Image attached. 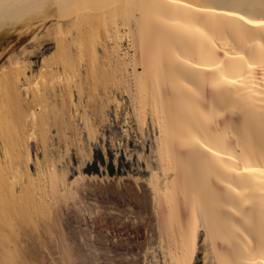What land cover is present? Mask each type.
Here are the masks:
<instances>
[{
  "label": "bare ground",
  "instance_id": "1",
  "mask_svg": "<svg viewBox=\"0 0 264 264\" xmlns=\"http://www.w3.org/2000/svg\"><path fill=\"white\" fill-rule=\"evenodd\" d=\"M43 1L0 0V25L46 9ZM64 3L71 15L56 16L53 37L63 70L50 71L69 69L68 86L78 101L91 96L94 114L104 108L96 80L102 92L119 84L137 114L149 110L163 174L149 182L74 176L70 146L85 151L90 113L79 126L67 84L29 88L18 57L17 70L2 64L0 264H190L199 230L207 264H264V0ZM106 16L130 38V57L100 31ZM85 193L99 196L101 210L81 213Z\"/></svg>",
  "mask_w": 264,
  "mask_h": 264
},
{
  "label": "rangeland",
  "instance_id": "2",
  "mask_svg": "<svg viewBox=\"0 0 264 264\" xmlns=\"http://www.w3.org/2000/svg\"><path fill=\"white\" fill-rule=\"evenodd\" d=\"M53 2H56V0H47V2L43 1L44 6H47L46 9L38 11L34 14H27L19 19H13L11 21L4 22L3 24L0 25V31L1 29L4 30V33L2 35L0 33V68L1 66H3L2 64L4 63H5L4 64L5 66L7 64L6 68L7 69L10 68V70L14 69L13 68L14 65L17 67L19 66V68L20 67L23 68L24 66L25 68L23 69L25 71L27 69L28 73L27 71L25 73V71L21 68L20 70H22L24 74H27V75L31 74V76H29L30 80L28 81L29 88H34V89L38 87L41 88L43 84H47V83L50 84L51 86L59 87V84L64 83V85H66L67 82L70 80V76L67 75V73H69V69L68 70L64 69L63 72L61 71L51 72L50 71V70H53L52 69L53 66L55 70H60V69L63 70L60 67L56 68V65L59 64L58 62L56 63L58 56L57 57L54 56V53H53L55 50V46H54L55 44L53 41L54 40L53 37L55 36V32H56V28H55L56 26L54 27V23L56 22L55 21L56 16L61 15L62 20H64L65 22L71 15L69 14L70 13L69 9L66 8L67 6L65 5L64 0H57V2H59L60 4L58 6H55V4H51ZM97 6H99L98 7L99 12L102 11L105 13V9L100 10V7L102 6L101 2H99ZM106 14L107 13H105V15ZM105 18L106 19L104 21L100 22L101 24L100 31H102L103 33H104V30L107 31L108 35L111 36L112 38L116 36L119 41V46H121V50L125 53L128 51L129 53L127 52V56L130 57L133 51L135 50L133 49L134 46L131 47L132 43H130L129 41L130 38L128 39V37L126 36L127 34H124L125 32L123 31V29H119L118 32L114 30L116 29V27L111 26V23H110V21L112 20L111 17L106 16ZM40 23L42 25H40ZM119 23L121 22L119 21ZM21 32H22V35H21ZM34 35H37V37L35 36L36 38H34ZM25 49L27 50V53L24 55V53L26 52ZM98 49L101 50L100 46H98ZM30 51H32L33 53L32 52H31L32 54L29 53ZM20 52L21 54H19ZM52 54L54 57L51 56ZM10 56H12L10 58L11 60L8 58ZM15 58H17V60ZM27 58L28 59L30 58L29 61L30 63H32L31 65L28 62ZM12 59L16 60L17 63L16 64H14V62L10 63L11 61H13ZM43 59H45V62L47 59V65L49 66V70L44 72L45 75H43L44 73L42 74V72L39 73V69L42 65L41 62ZM23 60L24 61L27 60V62L29 63L28 64L26 62L27 67L28 68L30 67L31 69L30 68L28 69L26 67V65L24 64L25 62ZM8 61H9L10 66L7 63ZM19 62H21L23 65ZM15 69L17 70L16 67ZM32 73L34 75H32ZM95 83H96V86H94ZM98 83L100 82L96 80V82H94V85L92 84L94 88L97 87L96 90L93 88V86L91 87H92V91H95L94 93L98 91L97 92L98 94H96L98 95V101L100 102L102 100V103H103L102 105L104 106V108H102L103 115L101 111L99 112V114L98 113L94 114L93 113L94 109H90L93 106V103L92 101H89L91 100L90 99L91 96L87 95V93L83 96V99L78 101L76 91L73 90V88H71L70 85L68 86V84L66 85V87L68 88L70 87L71 91L65 88V90L67 89L68 91L66 93L68 95L71 94V96L69 95V97L68 95H66L67 97L66 99L69 101L68 98H70V101H69L71 102L70 110L72 109L71 111H72V114L74 115L72 116L74 117V120H75L74 122H76V124L79 123L78 125L82 127L84 125L83 124L84 122L82 121L83 111H85L84 109H87L86 112L91 114V115L89 114L91 118L90 123L93 121L92 123L96 127L95 128L92 125L94 128L93 130H95L96 134L94 132L92 134L93 137L91 135V138L88 137L87 131L85 129H83L82 131L81 135L83 137L81 136V138L84 139L83 145H85V147L84 146L83 147L85 151L83 150L82 153L76 152L77 148L76 147L74 148V145L77 146L76 143L70 146L71 148L69 151V155H70L71 161H70L69 166L71 168L70 167L69 168H70L71 173H73L74 176H78L79 175L78 171L81 170L82 175H85V176L87 175L86 177L94 176V177H98L101 179H105V178H113V179L118 178L119 179V178H126V177L133 176V177H140L141 180H145V182L146 181L149 182L152 176L153 177L159 176L160 178L163 174V171L162 169H160L161 165H158L160 162V159H158L159 150H158V153L156 152L158 149V145L160 146V144L158 145L156 144L159 143L158 141L161 137V134H160V129L158 130L157 128L158 126L152 125L151 120H150L149 110H146L143 108L141 113L140 111L139 112L137 111L139 113L137 114L136 111L133 109L135 105L134 103L131 102V100L133 101V99H131L128 96V94L125 93L123 90H121V88L120 89L116 88L117 86L119 87V84H116V87L114 85V87H112V90H111L110 86L112 85V83H109L110 89L109 90L107 89L108 91L105 90L106 92L105 91L102 92L103 87L100 88L101 83L100 84ZM199 85L201 84L199 83ZM86 87L87 88L89 87L88 84H86ZM202 87L200 86V89ZM206 87L204 86V88H202L201 90L205 89V92H207ZM121 91L123 92L121 93ZM114 94L117 96V98L116 96H114L113 98ZM71 99L72 101H75L74 103L75 105L72 103ZM88 102L89 103L91 102V103L88 104ZM145 110L147 114L144 116L143 112ZM134 115L143 116V119L142 120L140 119L142 122L137 120V116H134ZM145 120L146 122H144ZM141 124H144V125H141ZM138 126L139 127L141 126L142 129L139 128ZM157 137H159V139H157ZM154 139L155 140L157 139L158 141L157 140L155 141ZM160 141L162 140L160 139ZM168 172H172V170L170 169ZM82 175H79V176H82ZM170 194H173V193H170ZM116 195L117 194H114L115 197L113 198H112L113 196L112 195L109 199L110 202L112 199V202L109 203L111 206L109 207L110 209L112 207H115L117 204L116 202H118L119 200L118 199L119 194L117 196ZM79 200H80L79 203H80L81 213L82 212L88 213L89 208H91L90 209L91 211L93 206L95 207L97 204L99 205L102 204L99 196L96 195L95 197L94 195H91V194L88 195L86 193L83 195L81 194L79 197ZM99 200L100 202H98ZM114 200H116V202ZM89 205L90 207L87 208V206ZM99 205H97L95 208L96 209L99 208L98 210H101L100 207L102 205L101 206ZM94 207L93 209H95ZM82 209H84V211ZM81 217L83 218V216ZM81 221L83 222V219L80 220V223H82ZM199 231L201 232H197V235H198V236L196 235L197 240L195 239V241L198 242V244L197 242H195L197 245L196 246L197 248L195 249V252H194L195 254L193 253V255H191V257L193 258H191L190 260L191 262L189 261L190 264H207V251L203 250L201 246V244L205 240L204 238L206 237V234L204 233L203 230H199ZM94 234L96 235V233L93 232V235Z\"/></svg>",
  "mask_w": 264,
  "mask_h": 264
}]
</instances>
